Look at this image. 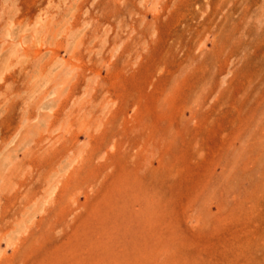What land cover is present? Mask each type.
Masks as SVG:
<instances>
[{
    "label": "rangeland",
    "instance_id": "374dc122",
    "mask_svg": "<svg viewBox=\"0 0 264 264\" xmlns=\"http://www.w3.org/2000/svg\"><path fill=\"white\" fill-rule=\"evenodd\" d=\"M0 264H264V0H0Z\"/></svg>",
    "mask_w": 264,
    "mask_h": 264
}]
</instances>
